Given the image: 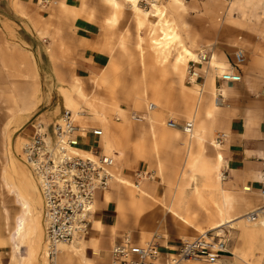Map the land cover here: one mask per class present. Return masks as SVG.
I'll return each instance as SVG.
<instances>
[{"label": "rangeland", "instance_id": "rangeland-1", "mask_svg": "<svg viewBox=\"0 0 264 264\" xmlns=\"http://www.w3.org/2000/svg\"><path fill=\"white\" fill-rule=\"evenodd\" d=\"M87 1L97 12L103 11L109 13V8L99 0ZM166 1L167 0H159V3L166 4ZM182 1L184 3V9L178 11L180 14L179 16H182L183 21L180 23V33L183 36L186 45L192 51L195 53H203L204 51V53L209 54L210 58V51L214 48V42L211 40L212 34L216 28L225 23L227 15L232 19L234 13L239 12L243 18H251L255 16L254 14L261 12L262 7L264 6V0ZM52 5L51 20L45 22L46 24H49V29L51 28L53 31V34H49L48 36V39H50L52 43L50 53L55 59L62 61V65H60L61 70L64 68L63 70L65 73H68L69 75L71 74L70 79L67 80L64 73H61L62 78L65 81L67 80L65 85L69 87L75 83V65L73 63L75 50L73 48L74 42L71 38L72 23L65 17L58 16V13H60V4L53 3ZM179 16H177V18ZM146 38L148 39V37ZM105 41L111 48L109 51L111 55L110 61L115 64L116 68L113 73L106 78H103L100 74L99 77L91 76L87 79L83 78L80 80L83 87V94L87 100L86 102L92 104V110L98 111L102 115L100 117L105 118L107 126H109V129L107 130L109 137L113 138L116 134L118 138L117 141L120 140V145L117 147L125 152L126 159H130L134 163L136 162L141 165L145 162L149 164V174H144L146 179H149L147 181L142 179V183H149L153 187H159L166 190V197L160 200L156 198V208L159 209H157L156 212L162 215L164 221H166V227L164 226L162 229L158 228V230H156V232H158L157 234H166V231L169 230V226L175 230H182L181 235L183 241L197 239L202 236L198 229H208L212 219L217 221V218L215 217L216 205L214 204V200L218 201V199L215 198V195H210L213 191L209 186L204 185L205 180H203L200 175L196 178L201 195L197 196L196 194H190L187 190L188 187L184 186L191 180V171L189 166L186 167L187 143L190 139L188 135L183 134L184 138L181 142L184 144H181L180 141L177 142L176 140H159V153H156L154 147H152L153 137L151 131L152 123L150 121L151 113L148 111V105L150 103H158L160 111H158L157 117H162L165 122L170 120L178 123L190 121L192 116L181 121L173 112L179 111L180 107L183 105L188 106L192 104V109H194L198 101V92L190 91L192 93L190 99L186 93L188 90L183 87L186 83V78H188L189 68L185 72V78L182 83L179 75L173 71L171 61L163 65L162 62L154 60L150 56V45L148 43L143 44L142 49L144 50V53L141 52L142 49H140L138 45L139 39L137 36V29L132 22L129 10L121 13L119 25L110 32V35L108 38H105ZM122 43L125 44L124 47L122 46ZM12 44H16V40L13 38L7 43L0 40V72L6 73L8 77V80H1L0 78V179L9 165L2 133H8L11 136L12 141H15V138L18 137L15 130L19 125V120L23 118L25 119L24 116L20 117L21 110L18 106L21 105V100L30 99V101H36L37 95L32 86L24 85L21 89L17 84L18 80L24 81L26 76L21 74H10L12 68H15L16 66L14 63L11 64V61H13L11 57H9L8 63L3 56H6L4 47H10L11 50ZM23 57L25 59V55ZM217 58L219 59V57ZM191 65L192 63L189 64V67ZM18 66L17 69L22 70L24 69L25 64L21 62ZM204 66L205 68H208L206 64H204ZM145 93L146 98L144 96ZM75 98L78 102H81L80 105L83 106L81 108L83 114L86 117L93 118L94 116L91 115L90 108L85 105V102H83L85 99H78L77 95ZM190 101L192 103H190ZM93 105L95 107L94 109ZM131 114L141 115L145 120L143 122L131 120ZM116 117H119L121 121L117 122ZM177 119L179 120L177 121ZM77 120L78 124L85 128L99 126L104 131L103 138L105 137L106 131L101 124V121L103 120H98L99 122L96 124L95 121L91 122V119H88L89 121L85 120L83 123L79 122L78 117ZM114 124L126 125V130L121 131L114 127ZM32 133L33 130L30 128V130L25 132V136L28 137L29 135H32ZM215 138H213V141ZM19 141V147L23 148L25 141H23V138L19 139ZM140 150L146 151L145 158L137 160L136 158ZM183 168L186 169L187 176L181 181L180 172ZM117 171L119 176L118 180L113 183L109 191L121 190L122 194H124L123 191L127 190L126 186L125 184H120L119 180L130 182L133 185L134 182L123 177L120 165ZM202 183H204L203 186ZM183 186L187 192L182 188ZM142 206L146 207V202H144ZM170 206H172L175 212H178L180 215L188 219L192 226L178 218L174 212L166 211V208ZM139 211L136 203L129 199V206L126 213L139 218ZM19 212L15 198L4 189L0 180L1 241L7 240L5 239L8 237L7 228H12L14 226V219ZM40 216L43 224L42 230L37 231L36 236H38V241L33 243V246L38 243L40 244L37 260H31L29 252L30 244L29 241L25 239L23 242H19V244L23 246V248H21L22 251H20L21 249L16 251L14 245L11 244L10 241L7 248L0 249L1 264H44V260L49 264H87L88 260L85 261V255L81 256L75 253L70 254L68 258L62 257L57 253L54 255L53 259L48 258L46 254L47 243L45 236L43 201ZM228 216H232V211L228 212ZM203 220H209L210 224L205 227L201 226ZM138 222H140V219H138ZM137 228L139 231L143 232L140 233L145 237L143 244L148 243L153 238L154 235H146L144 233L143 227H141L142 230L139 229V227ZM238 232L237 229L231 231L226 230L225 235L221 234L220 236L215 231L210 232L208 237L211 238L210 236L215 237L216 235H219L220 239L227 241V246H233L232 248H234L233 251L235 257L239 256L241 258V264H264V241L253 236H250L249 240H246L245 242L238 241ZM128 234L133 237V234ZM13 256L15 260L13 259ZM192 262L196 264H208L199 260H194Z\"/></svg>", "mask_w": 264, "mask_h": 264}, {"label": "crops", "instance_id": "crops-1", "mask_svg": "<svg viewBox=\"0 0 264 264\" xmlns=\"http://www.w3.org/2000/svg\"><path fill=\"white\" fill-rule=\"evenodd\" d=\"M62 2L71 7L81 3L80 0H0V24L8 22L14 26L16 32L12 37L16 40V44H12L11 50L10 47H4L6 56L3 58L8 63L9 57L13 59L11 64L14 63L16 67L12 68L11 75L26 76L24 81H17L21 89L24 85L32 86V84H36L38 88L36 101L21 100V105L18 106L21 111H29L24 116L29 124L28 130L36 120L53 126L61 119L65 108L61 92L64 85L53 63L54 57L50 53L52 43L48 36L52 35L53 31L50 28L43 35L35 29V26L44 25L45 22L51 20L52 4ZM254 15V17L246 19L239 12L234 13L232 19L227 15L225 23L216 28L212 34L211 40L214 42V48L210 51L211 56L213 53L219 57V60L229 65L234 64L235 54L238 50L243 51L246 58V62L240 70L242 81L229 83L216 78L217 93L224 92L221 108L211 116L208 115L207 104L212 99L211 87L208 82L209 76L213 72L205 66H196V83L205 88L208 101L206 103L203 101L204 105L202 104L198 112L193 111L192 104L183 105L179 111L173 112L181 121L196 114L195 129L203 130L208 141H213L216 135H224L220 152L224 157L222 169L226 177L225 189L238 200L244 196L253 207H262L264 203L260 197V191L264 181V6L261 12ZM104 17L105 13L98 11L95 20H88L84 17L71 21V38L75 50L74 75L81 79L100 75L110 64L111 55L107 47H104L106 41L101 29ZM1 33L0 40L5 43L9 42L6 34L2 31ZM98 42L99 45L95 47L94 43ZM21 62L25 64L22 70L17 69ZM31 65H34L37 71L34 83L29 80ZM63 69L61 73H64L65 78L69 80L71 74L65 73ZM0 78L6 80L8 77L6 73L0 72ZM185 87L188 90L186 93L191 99V92L195 87L193 84H188L187 78ZM190 103L192 102L190 101ZM81 147L85 151L103 148V137L97 138L87 134L86 138L81 140ZM118 165H121L123 177L132 180L134 184L139 182L141 185L143 182L138 179V174H149L150 167L146 162L141 165L125 158L122 162L119 161ZM245 187L251 189L249 194L243 193ZM148 194L150 197L141 201V204L146 202V207H143L145 210L137 218L126 213L129 198H127V194H122L121 190L110 191L112 201L108 203L105 202L104 192L97 193L96 210L92 218L91 229L89 234L82 238L87 244L86 260L92 264H110L111 248L128 233L133 234L134 241L141 244L144 236L137 227L141 230L143 227L144 233L154 235L153 238L157 235L160 236V244L164 249L177 251L183 242L182 230H175L168 226L169 230L166 231V234L161 233V235L156 232L158 228L162 229L166 222L162 215L156 212L158 209L156 208V198L160 200L166 197V190L150 185ZM119 204L124 208L121 226L118 225ZM236 204L232 215L243 214L246 206ZM97 221H100L103 226L100 232L95 229ZM208 224H210L209 220H203L201 226L205 227ZM116 225L118 227L114 229ZM232 247L228 246L229 250L221 254L219 260L234 259V248Z\"/></svg>", "mask_w": 264, "mask_h": 264}, {"label": "bare ground", "instance_id": "bare-ground-1", "mask_svg": "<svg viewBox=\"0 0 264 264\" xmlns=\"http://www.w3.org/2000/svg\"><path fill=\"white\" fill-rule=\"evenodd\" d=\"M81 3L78 6H69L66 3H60V13H58L59 17H65L69 21H75L78 18H87L88 20H95L97 11L91 7L90 3L87 0H80ZM102 4L106 5L109 8V13H105V17L102 24V31L105 38H108L110 32L114 30V28L119 25L120 15L124 11L129 10L132 22L137 29V36L139 39V48L142 49L144 43H148L150 46V56L157 61L162 62L164 65L171 61L172 69L175 73H177L183 83L185 78V72L189 68V64L192 62H202V66L206 64L208 68L213 72L209 76L208 84L211 87V95L212 99L211 102H208L207 111L208 115L211 116L215 111H218L223 101L221 100L224 97V92L221 94L217 93L216 90V78L223 77L227 71L230 69L231 65L220 61L215 55H212V59L210 62L204 63L202 55H206V53L201 52L195 53L192 51L185 43L183 36L180 33V23H182V16L178 11L184 9V3L182 0H167L166 4L159 3V0H153L151 2V7L149 9H145L140 5V0H99ZM177 16H179L177 18ZM35 29L38 33H47L49 30V24L44 25H37ZM42 27V28H40ZM12 24H8L5 22L4 24H0V34L1 31L5 33L7 39H11L15 36V30ZM4 35V34H3ZM148 37V39L146 38ZM123 47L125 46L122 43ZM95 47L99 45L98 43H94ZM109 44L107 46L105 44L104 47H107L108 51L111 50ZM144 53V50L142 51ZM201 58V59H200ZM53 63L55 65L56 71L58 76L60 77L63 87L61 88L62 98L64 107L66 110L73 113L76 122L78 123L77 117L80 123L85 122V120L91 119L90 121L99 122L101 120L102 127L106 131L105 137L103 138V148L104 155H108L114 157L115 160L117 159L118 162H122L125 159V152L118 149V145H120L119 141H117L116 134L113 138L109 137L107 122L105 118L102 116L98 111L92 110V104L87 103L86 98L83 94V87L82 83L80 82L81 78L75 76V83L69 87H67L66 81L62 78L61 75V67L62 61L53 58ZM228 66V68H227ZM199 67V66H198ZM115 64L110 61L108 68L101 73L103 78L110 76L114 69ZM207 70V69H206ZM196 75L197 72L195 71V78L194 82V89L192 91L198 92V101L195 105L193 111H200L202 104L208 101L207 95L205 94V88L200 87L196 83ZM29 76L30 81L32 80L33 83L37 78V71L34 65H31L29 68ZM28 76V77H29ZM100 75H98L99 77ZM31 81V82H32ZM105 81V80H104ZM183 85V84H182ZM183 87L186 89L185 85ZM32 88L37 92L38 88L36 84H32ZM34 93V92H33ZM78 96V99H85V105L90 108V113L93 118L86 117L81 108V102L75 98ZM146 98V93L144 94ZM82 97V98H80ZM146 101V100H145ZM204 101V103H203ZM89 105V106H88ZM88 108V109H89ZM93 105V109H94ZM148 111L151 113L150 121L152 123L151 131L153 137V146L156 153H159V140H172V141H180L184 138L183 130L180 128H171L169 126V121L165 122L162 117H157L158 111H160V106L158 103H150L148 105ZM29 111H21V115L25 116ZM101 119V120H100ZM197 115L191 117L190 122L194 124V131L191 135H188L190 138L187 143V162L186 167L189 166L191 171V180L184 186L188 187V192L190 194H196L197 196L201 195V191L198 187L197 183V176H201L203 178L204 185H207L211 188L213 193L210 195H215L217 200H214V204L216 205V220L212 219V222L208 229H198L201 235L207 236L210 232H217L220 236L221 234L226 233V230H238V241L245 242L249 240L250 236H253L258 239H262L264 241V214L260 215L259 219L252 223L248 220L249 215L257 212L261 207H253L252 204L248 203L246 198L243 196L241 199H237L233 197L224 187V181L226 179L225 173L223 172V164H224V157L220 152V145L218 144V136L214 141H208L206 136L204 135V131L201 129H195ZM99 120V121H98ZM179 119H177L178 121ZM89 121V120H88ZM160 124V125H159ZM47 125V124H46ZM80 125V124H79ZM83 127L82 125H80ZM114 127L121 131L126 130V125L122 124H114ZM92 128V127H89ZM29 129V124L26 120L20 119L19 125L15 130L16 135L18 136L15 138V141H12L11 136L8 133H2L3 141L5 143V152L7 153L9 165L5 169L1 177V183L3 184L4 189L13 195L15 198L16 206L19 208V214L14 219V226L12 228H7V235L8 237L5 238L7 240H0V249H5L8 247L9 241L11 244L14 245L16 251L23 248L19 244V242H23L25 239L29 241V252L31 255V260L36 261L38 256V248L40 244L33 246V243L38 241V236H36L37 231L42 230V220L40 216V210L42 211V196L39 192L38 186L31 174L30 168L21 160L20 154H22V149L20 148V141L19 139L23 138V141H26L28 137H26L25 132ZM32 129V126H31ZM15 146H14V144ZM186 145V143H185ZM21 152V153H20ZM79 152L81 154L86 155L89 151H85L80 148ZM154 153V152H153ZM146 151L140 150L137 155V160H142L145 158ZM116 160V181L118 180V169L119 165ZM121 166V165H120ZM118 167V169H117ZM114 169V168H113ZM121 169V167H120ZM120 175V174H119ZM139 175V174H138ZM187 176V171L183 168L180 172V179L181 181ZM138 177V176H137ZM140 180L145 179L147 181L149 178L146 179L144 174ZM115 180V179H114ZM120 184H125L126 189L124 190V194H127V197L132 200V202L136 203V206L139 208V214L142 215L143 208L141 201L144 200L146 197L149 198L150 195L148 194V190L150 189L149 183H142L141 185L135 183L134 185L130 182L119 180ZM118 181V183H119ZM164 183V182H163ZM179 186V185H178ZM184 186L182 187L184 189ZM180 188V187H179ZM186 190V189H184ZM186 190V192H187ZM251 189L249 187H245L243 190L244 194H249ZM260 197L264 203V194L260 193ZM105 202L112 201V197L110 195V191L104 192ZM221 202V203H219ZM237 203V204H236ZM238 205H245V210L243 214H236L232 216H228V212L234 210V206ZM135 206V205H134ZM96 210V208H95ZM174 212L175 215L183 220L188 225L192 226L191 222L188 221L185 217L180 215L178 212H175L172 206L166 208V211ZM118 215H119V222L118 225L123 224L124 218V208L119 204L118 206ZM215 218V219H216ZM118 225L114 227L117 228ZM195 228V227H194ZM95 229L100 232L103 229L102 223L100 221L95 222ZM197 230V231H198ZM6 237V236H5ZM2 237H0L1 239ZM41 238V236H40ZM145 237L142 239V243L144 242ZM40 242V240H39ZM22 251V249L20 250ZM77 254L84 256L87 253V244L82 239H78L70 244H59L57 246V254L61 255L62 257H67L70 254ZM48 254V252H46ZM235 255V254H234ZM13 259L15 260L14 256ZM241 258L236 256L234 259H228L226 261L218 260L213 264H241ZM44 264H49L46 260H44ZM85 261H87L85 259ZM1 264V259H0ZM87 264H92L90 261ZM183 264H196L193 263L191 260L186 261Z\"/></svg>", "mask_w": 264, "mask_h": 264}, {"label": "built area", "instance_id": "built-area-1", "mask_svg": "<svg viewBox=\"0 0 264 264\" xmlns=\"http://www.w3.org/2000/svg\"><path fill=\"white\" fill-rule=\"evenodd\" d=\"M151 2L153 0H140V5L149 9ZM202 58L207 63L212 56L210 58L206 53ZM245 62L243 51L238 50L234 64L223 77L218 78L229 83L242 81L240 70ZM200 65H203L202 62H192L188 70V84L194 82L195 67ZM130 117L137 122L145 120L137 114ZM116 121L121 119L116 117ZM169 126L182 129L185 135H191L194 131V124L190 121L178 123L170 120ZM32 130L20 158L30 168L43 199L47 256L53 259L59 244H70L89 234L97 193L109 191L116 181V160L104 155L101 148L86 155L79 152L81 140L87 134L102 138L104 131L100 127H81L73 113L66 109L53 126L36 120ZM223 138L222 134L218 136L219 145ZM142 175L139 174L138 178ZM260 193L264 194V181ZM263 214L264 207L249 215L248 220L254 223ZM210 237L202 235L191 241H183L177 251H169L161 246L158 235L148 243L138 244L130 234H125L111 248L110 264H183L190 260L213 264L228 251V246L227 241L220 239L219 235Z\"/></svg>", "mask_w": 264, "mask_h": 264}]
</instances>
